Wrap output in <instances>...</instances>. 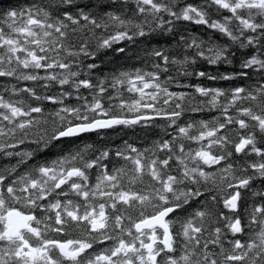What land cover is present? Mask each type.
I'll use <instances>...</instances> for the list:
<instances>
[{
	"label": "snow or ice",
	"instance_id": "snow-or-ice-1",
	"mask_svg": "<svg viewBox=\"0 0 264 264\" xmlns=\"http://www.w3.org/2000/svg\"><path fill=\"white\" fill-rule=\"evenodd\" d=\"M0 264H264V0H0Z\"/></svg>",
	"mask_w": 264,
	"mask_h": 264
},
{
	"label": "trees",
	"instance_id": "trees-1",
	"mask_svg": "<svg viewBox=\"0 0 264 264\" xmlns=\"http://www.w3.org/2000/svg\"><path fill=\"white\" fill-rule=\"evenodd\" d=\"M2 2L4 5H6L7 3L10 2V0H2ZM11 2H15V0H11ZM211 70L215 71V69H211ZM219 70L224 71L225 70L224 66H221Z\"/></svg>",
	"mask_w": 264,
	"mask_h": 264
}]
</instances>
